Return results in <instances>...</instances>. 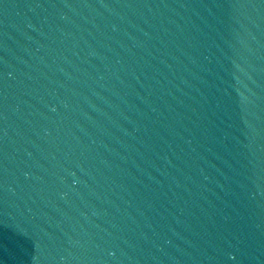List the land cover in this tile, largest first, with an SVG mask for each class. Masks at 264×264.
Here are the masks:
<instances>
[{
    "label": "water",
    "instance_id": "95a60500",
    "mask_svg": "<svg viewBox=\"0 0 264 264\" xmlns=\"http://www.w3.org/2000/svg\"><path fill=\"white\" fill-rule=\"evenodd\" d=\"M0 264H264V0H0Z\"/></svg>",
    "mask_w": 264,
    "mask_h": 264
}]
</instances>
